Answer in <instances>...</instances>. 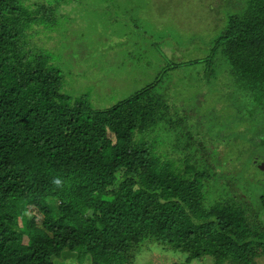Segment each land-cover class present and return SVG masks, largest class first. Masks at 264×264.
Here are the masks:
<instances>
[{
  "label": "trees",
  "instance_id": "1",
  "mask_svg": "<svg viewBox=\"0 0 264 264\" xmlns=\"http://www.w3.org/2000/svg\"><path fill=\"white\" fill-rule=\"evenodd\" d=\"M239 1L211 44L224 133L197 102L169 105L160 77L105 108L71 99L32 30L52 26L48 6L0 0V264H124L142 240L207 264L264 261V0ZM165 124L184 172L142 136Z\"/></svg>",
  "mask_w": 264,
  "mask_h": 264
},
{
  "label": "rangeland",
  "instance_id": "2",
  "mask_svg": "<svg viewBox=\"0 0 264 264\" xmlns=\"http://www.w3.org/2000/svg\"><path fill=\"white\" fill-rule=\"evenodd\" d=\"M26 1L28 4L36 2ZM235 1L241 2L42 0L41 3L48 6L45 15L54 21L50 25L55 29L35 23L32 30L36 32L38 43L56 51V66L64 73L62 91L71 99L85 96L91 107L105 108L160 77L156 91L169 105L175 107V103L187 102L194 106L197 102V109L206 114L210 125L216 122L218 130L226 133L231 128L233 112L230 108L221 110L223 101L219 87L225 72L216 61L209 62L212 40L224 26L228 13L240 9V6L235 7ZM194 59L206 61L184 64ZM206 74L211 78L203 80ZM219 110V115H215ZM188 124H184V128L188 129ZM174 132V128L165 124L152 134L142 136L162 160L170 161L177 171L184 172L185 155L174 150ZM130 255L132 261L128 256L124 264H207L205 259L188 258L185 251L152 240L139 242ZM58 264L87 262L73 259L64 263L60 259ZM256 264H264V261L257 259Z\"/></svg>",
  "mask_w": 264,
  "mask_h": 264
},
{
  "label": "clouds",
  "instance_id": "3",
  "mask_svg": "<svg viewBox=\"0 0 264 264\" xmlns=\"http://www.w3.org/2000/svg\"><path fill=\"white\" fill-rule=\"evenodd\" d=\"M53 183L59 187L62 186L63 181L60 178H56L53 180Z\"/></svg>",
  "mask_w": 264,
  "mask_h": 264
},
{
  "label": "flooded vegetation",
  "instance_id": "4",
  "mask_svg": "<svg viewBox=\"0 0 264 264\" xmlns=\"http://www.w3.org/2000/svg\"><path fill=\"white\" fill-rule=\"evenodd\" d=\"M258 160L255 159V163H257ZM262 163L264 164V160H261L260 162L257 163L258 167L261 169L262 172H264V168L262 169Z\"/></svg>",
  "mask_w": 264,
  "mask_h": 264
},
{
  "label": "water",
  "instance_id": "5",
  "mask_svg": "<svg viewBox=\"0 0 264 264\" xmlns=\"http://www.w3.org/2000/svg\"><path fill=\"white\" fill-rule=\"evenodd\" d=\"M261 166H262V169H263V168H264V164L262 163V165H261Z\"/></svg>",
  "mask_w": 264,
  "mask_h": 264
}]
</instances>
